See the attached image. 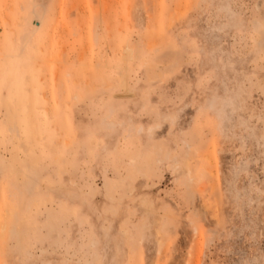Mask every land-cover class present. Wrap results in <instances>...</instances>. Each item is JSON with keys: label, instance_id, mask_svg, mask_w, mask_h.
I'll return each mask as SVG.
<instances>
[{"label": "rangeland", "instance_id": "374dc122", "mask_svg": "<svg viewBox=\"0 0 264 264\" xmlns=\"http://www.w3.org/2000/svg\"><path fill=\"white\" fill-rule=\"evenodd\" d=\"M0 264H264V0H0Z\"/></svg>", "mask_w": 264, "mask_h": 264}]
</instances>
